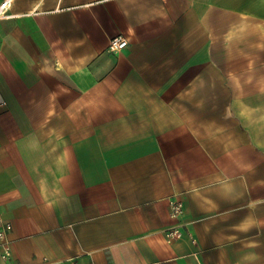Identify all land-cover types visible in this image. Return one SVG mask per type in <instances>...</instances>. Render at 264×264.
<instances>
[{"label": "crops", "instance_id": "crops-1", "mask_svg": "<svg viewBox=\"0 0 264 264\" xmlns=\"http://www.w3.org/2000/svg\"><path fill=\"white\" fill-rule=\"evenodd\" d=\"M0 216L11 264H264V0H10Z\"/></svg>", "mask_w": 264, "mask_h": 264}, {"label": "built area", "instance_id": "built-area-1", "mask_svg": "<svg viewBox=\"0 0 264 264\" xmlns=\"http://www.w3.org/2000/svg\"><path fill=\"white\" fill-rule=\"evenodd\" d=\"M10 5V0H3L0 2V18L5 17L8 7ZM128 44V41L124 37H115L112 38L109 42V49L112 51H118L125 48ZM184 211L183 203L179 201L171 202V215L173 217L180 216ZM13 225L9 220L4 219L0 216V264H11L9 263L10 258L12 257V244L9 239V233L12 231ZM181 231L177 228L172 227L167 232L168 241H171L175 238L180 237ZM44 264H54L46 262ZM69 264H75V261H71Z\"/></svg>", "mask_w": 264, "mask_h": 264}]
</instances>
